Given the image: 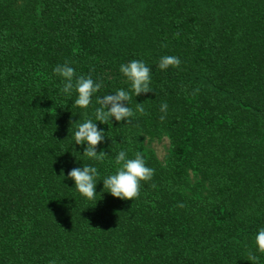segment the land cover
Wrapping results in <instances>:
<instances>
[{
    "label": "trees",
    "instance_id": "16d2710c",
    "mask_svg": "<svg viewBox=\"0 0 264 264\" xmlns=\"http://www.w3.org/2000/svg\"><path fill=\"white\" fill-rule=\"evenodd\" d=\"M163 55L180 65L161 70ZM132 59L151 69L129 101L145 112L98 122L107 155L90 161L72 124L91 109L53 68L68 60L102 95L129 87ZM163 137L164 163L145 145ZM119 150L154 169L133 200L103 191ZM91 163L96 204L67 177ZM261 227L264 0H0V264H251L249 250L264 264Z\"/></svg>",
    "mask_w": 264,
    "mask_h": 264
},
{
    "label": "clouds",
    "instance_id": "9594fccd",
    "mask_svg": "<svg viewBox=\"0 0 264 264\" xmlns=\"http://www.w3.org/2000/svg\"><path fill=\"white\" fill-rule=\"evenodd\" d=\"M180 63V59L176 56L163 55L159 59L158 67L166 70L169 67L179 66ZM119 72L129 82V87L117 88L113 93L99 95L104 86L100 78L94 80L91 74H77L68 60L53 68V73L61 78V92L69 97L75 92L73 105L81 110L91 109L90 118L72 124L75 125L72 139L75 145L83 146L81 156L93 162H102L107 155L103 150L97 151V146L106 136L105 130L102 127L98 128V122L103 125L114 120L118 124L127 126L137 113L145 112L143 103L136 101L135 110L129 106L131 97L151 92V69L143 60L132 59L121 63ZM167 107L166 102L161 103V113H166ZM160 119L163 120L164 115H161ZM114 162L115 171L102 179L103 191L121 200H133L139 195L141 183L152 179L154 169L147 166L145 157L140 151H135L129 157L125 150H119ZM98 175L95 163L73 167L67 172V177L74 182V189L86 200L94 201L95 204L98 201L96 197L100 196L96 192ZM254 243L256 251L264 253V227L256 231ZM248 261L251 264H258L259 257L249 250ZM50 264H55V261H51Z\"/></svg>",
    "mask_w": 264,
    "mask_h": 264
},
{
    "label": "rangeland",
    "instance_id": "374dc122",
    "mask_svg": "<svg viewBox=\"0 0 264 264\" xmlns=\"http://www.w3.org/2000/svg\"><path fill=\"white\" fill-rule=\"evenodd\" d=\"M145 145L148 149L155 152L159 160L164 163L169 152V140L167 137H163L155 140H146Z\"/></svg>",
    "mask_w": 264,
    "mask_h": 264
}]
</instances>
